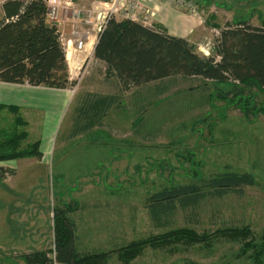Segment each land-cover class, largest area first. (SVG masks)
Listing matches in <instances>:
<instances>
[{
    "label": "rangeland",
    "instance_id": "374dc122",
    "mask_svg": "<svg viewBox=\"0 0 264 264\" xmlns=\"http://www.w3.org/2000/svg\"><path fill=\"white\" fill-rule=\"evenodd\" d=\"M209 1L178 4L182 10L200 12L209 29L203 40H197L199 54L213 53L215 38L226 22L251 19L253 25H264V6L258 7L264 0ZM225 10L232 20L225 22ZM85 28L92 31L96 26ZM60 30L65 46L73 39L71 28L60 25ZM176 80L167 83L169 91L156 97L149 96V86L123 92L111 86L119 101L94 130L60 142L58 135L57 148L65 141L73 151L60 159L58 148L53 163L33 169L34 177L20 166L17 176L0 180V264H24L19 254L26 250L53 251L52 210L58 201H75L76 209L69 213L75 223L74 248L81 256H97L96 264H264L255 262L248 252L238 256L241 244L227 240L223 232L248 226L259 236L264 229V91L257 93L254 108L245 116L236 98L218 95L232 85L203 84L198 77ZM4 114L9 115L3 110L0 118ZM14 123L0 129V141L18 130ZM32 129L36 133V124ZM85 142L92 148L75 149ZM28 145L18 140V148ZM223 171L249 172L254 183L240 195L206 193L193 205H177L161 219L150 216L146 208L150 193L200 183ZM23 217L28 221L22 222ZM179 227L214 236L208 243L155 241L130 260L120 257V247Z\"/></svg>",
    "mask_w": 264,
    "mask_h": 264
},
{
    "label": "trees",
    "instance_id": "16d2710c",
    "mask_svg": "<svg viewBox=\"0 0 264 264\" xmlns=\"http://www.w3.org/2000/svg\"><path fill=\"white\" fill-rule=\"evenodd\" d=\"M44 0H3L0 14V81L50 88H71L66 54L57 25L47 16ZM93 57L104 63V74L118 79L121 87L129 89L168 78L198 77L232 85L219 92L222 97L236 98L245 116L254 108L258 92L264 91V25L248 20L226 23L215 38L213 53L199 54L194 44L171 35L161 27H151L129 18L109 17L98 32ZM100 106L103 114L106 108ZM17 114L16 107L8 106ZM98 112H95L96 114ZM97 114V115H100ZM101 116V115H100ZM16 124L24 121L16 116ZM79 127L76 132L85 130ZM26 133L13 132L0 141V160L18 157L40 159L39 142L18 148V140ZM14 169L0 166V180L13 175ZM254 183L249 172L223 171L200 183H185L163 187L146 197V208L152 218L161 219L177 205L195 204L203 195L216 196L234 192L242 194ZM75 201L55 204L52 210L54 242L52 250H32L20 253L24 264H96L95 255L81 256L74 248L75 223L69 216L76 209ZM225 235L241 244L238 256L248 255L255 262L264 261V229L259 236L248 227L226 228ZM214 233H198L179 227L152 239L132 241L118 249L120 257L130 260L145 244L161 241L208 243ZM53 253V257H50Z\"/></svg>",
    "mask_w": 264,
    "mask_h": 264
},
{
    "label": "crops",
    "instance_id": "0c3cea01",
    "mask_svg": "<svg viewBox=\"0 0 264 264\" xmlns=\"http://www.w3.org/2000/svg\"><path fill=\"white\" fill-rule=\"evenodd\" d=\"M2 1L0 2V14ZM77 1L79 0H75V2ZM204 1L211 3L209 0ZM91 2H93V0H88L84 3L80 2V5L84 4V6L88 7ZM144 2L152 10V14L146 23L142 20H137L144 25L161 27L171 35L185 38L189 43L194 44L197 49V40H203L206 34L208 35L209 29L204 24V18L195 8L193 10L190 8V10L187 11L184 9L182 10L179 8L180 5L172 0H144ZM192 2L194 3V1ZM263 6L264 4L258 5L260 8ZM226 12L225 22L232 20L228 15L230 12L228 10ZM115 18L121 19L120 16H115ZM233 18H235V15ZM248 21L251 24H255L251 19ZM213 22H216V20ZM71 24L72 23L69 21L66 22L64 24V29L70 30ZM83 27L85 26L81 28ZM98 32L99 30H97V28H94L92 31L89 30L88 37L85 39V43L80 50L75 48L74 43L63 45L69 78L75 81L73 87L59 89L0 81V115L3 110L11 115V117L9 115L5 117L4 114L0 118V129L12 127L15 124V116L20 117L24 122L18 124L14 129L26 133L24 141L27 143L30 144L38 141L39 149L42 153L40 159H35L34 157L1 159V167H8L15 170L13 175L7 176L2 182H6L17 176L19 172L18 167L20 166L28 168L27 175L29 177H34L32 174L33 169L38 166H48L50 163H53L52 161L55 159L54 154L58 148L60 150V159L64 156L65 152L73 151L74 149H68L65 145V141L68 137H77L88 129L95 128L99 120L107 116L118 103L119 94L115 93L111 86L119 88L121 92L131 89V87H129V89L124 90L116 77L106 76L103 72L104 63L93 57V50L97 41ZM206 54L207 53H205V55ZM176 79L177 77L168 78L145 85L135 86L134 88L149 86V96L156 97L155 95H163L169 91L170 87H168L167 83L177 82ZM150 85H152L153 89H151ZM143 95L148 96L147 93ZM102 104L103 108L107 107V105L110 106L106 108L103 114H100L98 111ZM8 106L16 107L17 114L11 113L8 110ZM95 112H98L97 114L101 116L97 115ZM142 117L143 114L139 116V119H142ZM34 124H36L38 128L36 133L33 129L31 130ZM79 127H86V129L76 132ZM58 135L59 142L63 139H65V141L57 148ZM88 148H92L88 142L75 146V149L80 151L87 150ZM33 204L34 203H29V205ZM18 205L20 209L22 207L24 208L23 203H18ZM13 211L14 205L11 208V214L10 212H8V214L12 216L14 214L12 213ZM22 214L30 217L29 214L24 211H21V215ZM20 220L22 222L28 221L24 217ZM25 252H28V250Z\"/></svg>",
    "mask_w": 264,
    "mask_h": 264
},
{
    "label": "built area",
    "instance_id": "2783aa9c",
    "mask_svg": "<svg viewBox=\"0 0 264 264\" xmlns=\"http://www.w3.org/2000/svg\"><path fill=\"white\" fill-rule=\"evenodd\" d=\"M44 1L48 8V19L57 25L60 35V25H64L68 21L72 23L71 35L73 39L72 41L69 39L67 44L74 43L78 50L82 49L85 39L88 37L90 29L85 28L87 25H94L97 30H100L111 16L142 20L146 23L152 14V10L144 0H93L88 7L76 5L75 0ZM172 1L176 4L181 2V0ZM82 26L85 27L81 28Z\"/></svg>",
    "mask_w": 264,
    "mask_h": 264
}]
</instances>
